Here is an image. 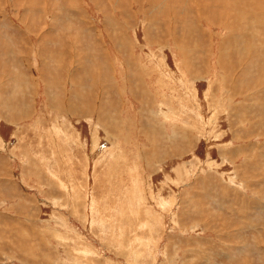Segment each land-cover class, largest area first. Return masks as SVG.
Here are the masks:
<instances>
[{"label":"rangeland","instance_id":"obj_1","mask_svg":"<svg viewBox=\"0 0 264 264\" xmlns=\"http://www.w3.org/2000/svg\"><path fill=\"white\" fill-rule=\"evenodd\" d=\"M0 264H264V0H0Z\"/></svg>","mask_w":264,"mask_h":264},{"label":"bare ground","instance_id":"obj_2","mask_svg":"<svg viewBox=\"0 0 264 264\" xmlns=\"http://www.w3.org/2000/svg\"><path fill=\"white\" fill-rule=\"evenodd\" d=\"M247 252V251H246Z\"/></svg>","mask_w":264,"mask_h":264}]
</instances>
